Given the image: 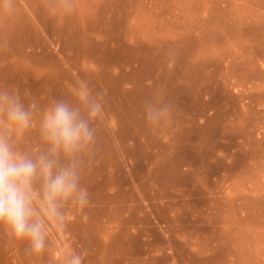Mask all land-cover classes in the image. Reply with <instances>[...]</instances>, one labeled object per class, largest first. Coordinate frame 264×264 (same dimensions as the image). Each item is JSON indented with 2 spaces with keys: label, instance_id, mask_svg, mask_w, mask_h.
<instances>
[{
  "label": "rangeland",
  "instance_id": "374dc122",
  "mask_svg": "<svg viewBox=\"0 0 264 264\" xmlns=\"http://www.w3.org/2000/svg\"><path fill=\"white\" fill-rule=\"evenodd\" d=\"M79 80L105 113L88 219L69 201L40 253L0 224V264H264V0H0V89L33 112L21 135L0 113L15 150L48 151Z\"/></svg>",
  "mask_w": 264,
  "mask_h": 264
},
{
  "label": "clouds",
  "instance_id": "9594fccd",
  "mask_svg": "<svg viewBox=\"0 0 264 264\" xmlns=\"http://www.w3.org/2000/svg\"><path fill=\"white\" fill-rule=\"evenodd\" d=\"M77 85L72 96L78 106L53 100L44 110L40 134L49 145L46 153L33 159L13 148L10 133L0 131V224L17 240H27L34 253L45 248L49 227L64 232L69 217L62 209L69 201L83 214L84 222L88 219L85 210L91 196L81 184L84 158L96 143V129L91 124L102 120L105 113L103 91L94 95L85 80ZM35 108V103L30 105V109ZM0 113L17 135L32 125L33 112L24 107L18 92L0 89ZM148 118H154L152 111ZM38 180L39 189L35 187ZM87 254V249L72 254L65 264H83Z\"/></svg>",
  "mask_w": 264,
  "mask_h": 264
}]
</instances>
